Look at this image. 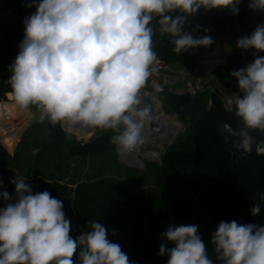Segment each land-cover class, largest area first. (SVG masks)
<instances>
[{
	"label": "clouds",
	"instance_id": "1",
	"mask_svg": "<svg viewBox=\"0 0 264 264\" xmlns=\"http://www.w3.org/2000/svg\"><path fill=\"white\" fill-rule=\"evenodd\" d=\"M241 2L31 0L25 6L35 11L23 20L24 37L9 65L10 96L19 110L35 106L40 120L53 126L111 130L116 150L133 152L144 143L150 118L141 90L158 62L151 22L159 18L160 31L173 37V51L181 54L213 44L210 35L194 37L184 30L189 17L201 9L235 16ZM248 7L264 11V0H249ZM236 46L264 52V24ZM231 75L240 91L233 100L235 114L243 122L236 148L248 153L254 142L248 130L264 131V57L254 53L251 63ZM256 151L264 155V141ZM12 183L14 197L0 192L7 202L0 207V264H76L77 254L79 264H130L121 246L108 239L104 223L90 222V231L74 237L60 199L48 191L33 192L23 178ZM260 211V204L250 209L254 217ZM161 239L158 255H167V264H213L197 225H170ZM211 244L222 264H264V225L220 221Z\"/></svg>",
	"mask_w": 264,
	"mask_h": 264
},
{
	"label": "trees",
	"instance_id": "2",
	"mask_svg": "<svg viewBox=\"0 0 264 264\" xmlns=\"http://www.w3.org/2000/svg\"><path fill=\"white\" fill-rule=\"evenodd\" d=\"M246 1L242 0L239 14L235 16L227 10L201 9L189 17L184 30L194 37L218 38L238 24L241 6ZM30 2L0 0V96L11 91L9 65L14 62L24 37L23 20L35 11L34 7L25 6ZM177 14L182 13H170ZM158 20L157 17L151 22L157 57L180 71L198 70V51L203 47L181 54L174 52L173 37L160 31ZM197 25L200 29L193 31ZM241 55V49L229 51L227 63L218 64L214 69L216 80L230 93L238 89L231 73L244 68ZM158 94L165 112L183 127L165 149L161 164L145 160V166L140 168L121 161L111 142L115 135L111 130L85 140L63 124L53 126L38 118L26 130L13 154L0 142V181L3 182L0 192L7 191L14 197L12 180L17 178L30 184L33 192L48 191L63 202L74 237L90 231V222L104 223L108 239L118 243L129 260H167V255L158 253L164 243L161 234L170 225H197L209 257L216 258L206 239L212 232L209 219L215 222V230L220 221L264 225V208L255 217L250 212L259 201L246 198L244 189L226 184L236 166L231 150L221 141H212L218 125L235 124L234 111L228 110L210 89L196 94L170 91ZM8 96L11 98L10 92ZM11 122V117L0 120V133ZM35 136L38 141L34 158L26 174L20 175L17 169L24 162V147ZM71 171L82 176L75 182V188L65 181ZM6 203L0 196V207ZM113 230L116 235H112ZM74 259L79 264L78 254Z\"/></svg>",
	"mask_w": 264,
	"mask_h": 264
},
{
	"label": "water",
	"instance_id": "3",
	"mask_svg": "<svg viewBox=\"0 0 264 264\" xmlns=\"http://www.w3.org/2000/svg\"><path fill=\"white\" fill-rule=\"evenodd\" d=\"M249 0L241 6V13L238 20V26L241 37L250 36L257 25L264 24V11H252L248 7ZM246 54H254L264 57V52H256L255 49L244 50ZM143 103L147 105L152 112L155 111L156 98L151 94L142 91ZM234 108V106H233ZM235 124L226 122L218 125L212 141H221L233 155L235 168L232 175L227 180L228 186H237L244 189V195L248 199L258 200L260 207L264 208V155L257 154V143L264 141V131L249 129L248 134L253 139L251 151L246 153L241 148L237 150L236 145L241 141V129L243 122L236 116ZM94 130V128H92ZM152 140H157L165 143H170L173 140V134L169 135L165 140H162V135L165 129L157 122L153 121L150 124ZM120 160L128 165L136 167H144L145 161L143 158L135 157L133 161L126 156L119 154ZM213 264H222V261L212 258ZM168 260V259H167ZM167 260H145L142 262L130 260V264H167Z\"/></svg>",
	"mask_w": 264,
	"mask_h": 264
},
{
	"label": "rangeland",
	"instance_id": "4",
	"mask_svg": "<svg viewBox=\"0 0 264 264\" xmlns=\"http://www.w3.org/2000/svg\"><path fill=\"white\" fill-rule=\"evenodd\" d=\"M240 34L239 26L238 24L234 25L230 30L224 31L220 37L214 38L213 39V44L210 47H203L198 51V70L194 71V73L188 75L176 73L177 77V86H185L187 82H196L199 81L209 75H211L214 71L213 68L216 65L217 61L223 58L229 51L231 50H237L239 49L237 45V36ZM145 88H147L145 86ZM152 91V90H151ZM8 92L3 93L0 96V102L2 101H9L12 98H9ZM155 94L156 99L161 103V106L163 108L162 102L157 98L159 97V94L155 91H153ZM164 110V109H163ZM166 117L169 118V120L172 122L173 126L176 128L175 133L173 134V140L170 143H165L157 140H152L149 141V143L146 144V146L142 149V153L140 154V157H144V159L149 163V161L155 162L157 164H161V158L162 155L164 154L165 149L174 142V140L178 137L180 132L183 130L182 123L177 120L174 116L171 114H168L165 112ZM7 117L13 118V122L9 124L5 128L3 132L0 133V142L5 146V148L13 154L20 143V141L23 138L24 133L26 130L40 117L39 110L35 107L32 106L30 107L29 110L27 111H19L18 113H15L14 116L8 115L5 116L2 119H5ZM0 119V120H2ZM177 122L178 124H176ZM64 124V123H63ZM12 127H19L18 128V135L15 143L13 144L12 147H8L2 140L1 136L8 131ZM65 127L69 129L70 131L79 134L81 137L83 136V139L89 140L92 138L94 135H100L104 133V130L94 128L93 132L91 133L92 129L87 128L86 132L84 134H80L79 132L76 131L75 128L69 127L65 124ZM150 127V125H149ZM37 136L30 137L29 138V145L24 147V162L20 168L17 169V172L20 175L26 174V171L32 162L34 158V151L36 150V142L38 141ZM132 155V154H131ZM130 156V155H128ZM119 157V155H118ZM120 159V157H119ZM131 166V165H129ZM142 168V167H140ZM82 176L78 174L77 172L71 171V174L68 178L65 179L69 183L70 186L75 188V182L79 179H81ZM134 184V182H133ZM147 188V186H145ZM209 223L211 225L212 232L206 235L207 241L211 244V236L214 233L215 230V222L212 219H209ZM211 247L213 245L211 244Z\"/></svg>",
	"mask_w": 264,
	"mask_h": 264
},
{
	"label": "built area",
	"instance_id": "5",
	"mask_svg": "<svg viewBox=\"0 0 264 264\" xmlns=\"http://www.w3.org/2000/svg\"><path fill=\"white\" fill-rule=\"evenodd\" d=\"M239 38H241L240 34L237 36L236 40L238 41ZM241 54L242 55H241L240 62L243 67H245L246 64L251 63L254 59V54H246L245 51L242 49H241ZM226 63H227V58L225 55L223 58L217 61L216 65L213 68V71L218 64H226ZM154 67L156 70L151 74V76L149 77L148 81L145 84L147 88H145L144 86V88L141 91L145 90L146 92L151 93L155 97V94L153 93V91L157 93H161L164 91H170V92H175V93L188 92L190 94H196L197 92L210 89V91L218 95L223 100L224 105L228 110L234 111L233 100L237 94H240L239 88L232 93L228 92L225 86L223 85V83L216 80L214 72L211 75L199 81H196L194 83L187 82L185 86H177L176 85V77H177L176 73L177 71H180V70H177L173 64L168 63L165 60L158 57V62L154 65ZM189 73L192 74L194 72H189ZM65 124L69 127H72L71 125L67 123H64L63 125L65 126ZM92 132H93V129L91 133ZM77 136L79 139H83V136L81 137L79 134H77ZM149 141H151V138L144 135V143L137 150L130 152V153H133L135 157L144 159V157H140V154L142 153V149L146 146L147 143H149ZM118 153L121 154V156H126L125 155L126 153H120V152Z\"/></svg>",
	"mask_w": 264,
	"mask_h": 264
},
{
	"label": "bare ground",
	"instance_id": "6",
	"mask_svg": "<svg viewBox=\"0 0 264 264\" xmlns=\"http://www.w3.org/2000/svg\"><path fill=\"white\" fill-rule=\"evenodd\" d=\"M143 95H144V93L142 92V96ZM143 105H145V104L143 103ZM19 111H21V110H19L17 108L13 99H11L9 101L0 102V119L4 118L5 116H8V115L14 116V114L18 113ZM153 121H157L165 129V133L162 135V138H161L162 140H165L169 135L174 134L176 131V128L173 126L172 122L169 120L168 117H166L164 110L161 106V103H159V101H157V100H156L155 111L152 112L150 109V118L145 120L144 128H143V136L145 135V136H148L149 138H152L149 125ZM71 126H72V128H75L76 131L79 132L80 134H84L87 130V128H81L79 126H73V125H71ZM18 128L12 127L1 136L3 142L8 147H12L13 144L15 143V141L17 139V135H18ZM125 155L127 158L131 159V161H133V159H135V155L133 153H128V154L126 153ZM128 155H130V156H128Z\"/></svg>",
	"mask_w": 264,
	"mask_h": 264
},
{
	"label": "crops",
	"instance_id": "7",
	"mask_svg": "<svg viewBox=\"0 0 264 264\" xmlns=\"http://www.w3.org/2000/svg\"><path fill=\"white\" fill-rule=\"evenodd\" d=\"M177 73L184 74V75H186V74L190 75L189 72H184V71H177ZM176 83H177V80H176Z\"/></svg>",
	"mask_w": 264,
	"mask_h": 264
}]
</instances>
